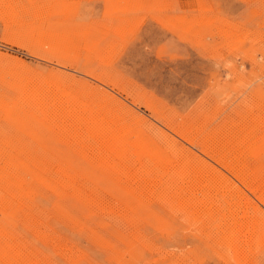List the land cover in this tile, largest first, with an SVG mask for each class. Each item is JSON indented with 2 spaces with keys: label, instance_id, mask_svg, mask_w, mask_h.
I'll list each match as a JSON object with an SVG mask.
<instances>
[{
  "label": "rangeland",
  "instance_id": "374dc122",
  "mask_svg": "<svg viewBox=\"0 0 264 264\" xmlns=\"http://www.w3.org/2000/svg\"><path fill=\"white\" fill-rule=\"evenodd\" d=\"M0 264H264V0H0Z\"/></svg>",
  "mask_w": 264,
  "mask_h": 264
},
{
  "label": "bare ground",
  "instance_id": "6f19581e",
  "mask_svg": "<svg viewBox=\"0 0 264 264\" xmlns=\"http://www.w3.org/2000/svg\"><path fill=\"white\" fill-rule=\"evenodd\" d=\"M238 165V164H237ZM230 168H232V167H230ZM191 169V168H190ZM235 173V172H234ZM197 184V183H196ZM116 209V208H115Z\"/></svg>",
  "mask_w": 264,
  "mask_h": 264
}]
</instances>
